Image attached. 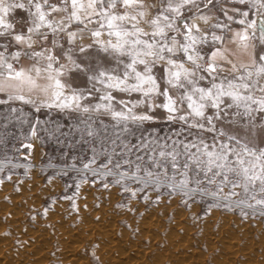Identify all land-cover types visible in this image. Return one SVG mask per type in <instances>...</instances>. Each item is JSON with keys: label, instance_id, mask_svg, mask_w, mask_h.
Instances as JSON below:
<instances>
[{"label": "snow or ice", "instance_id": "1", "mask_svg": "<svg viewBox=\"0 0 264 264\" xmlns=\"http://www.w3.org/2000/svg\"><path fill=\"white\" fill-rule=\"evenodd\" d=\"M236 3L248 10H234L239 20L225 11L242 26L232 38L253 49L239 66L215 31L231 32L230 24L204 11L214 0H0V93L6 94L0 105L76 113L88 137L99 134L92 125L102 117L128 134L160 120L178 125L162 143L155 136L146 166L143 156H136L141 163L122 156L128 168L114 173L122 164L109 158L104 175L140 185L139 191L167 187L186 207L210 196L209 209L239 208L246 218L244 208L258 206L264 215V137L257 142L250 135L258 126L264 131V0ZM17 11L24 14L19 20ZM75 77L87 86H73ZM37 92L39 104L32 98ZM39 124H31L30 138H38ZM123 147L126 156L149 145L142 135L138 145ZM91 163L95 157L83 168ZM237 189L243 197L233 201ZM123 190L137 195L127 184Z\"/></svg>", "mask_w": 264, "mask_h": 264}, {"label": "rangeland", "instance_id": "2", "mask_svg": "<svg viewBox=\"0 0 264 264\" xmlns=\"http://www.w3.org/2000/svg\"><path fill=\"white\" fill-rule=\"evenodd\" d=\"M72 79L75 87L87 86L82 77ZM36 101L39 104L41 100ZM10 106L21 109L22 112L11 113ZM10 106L9 104L0 105V206L8 208V216L14 218L16 213L21 212L24 216L22 223L29 230L37 226L35 223V219H37L45 224L48 231H56L54 225L49 222L56 213V208L64 211L62 223L70 228H75L76 225L84 221L96 223L99 218L84 212L86 210L85 205L92 201L93 212L99 211L101 206L112 207L114 221L120 231L126 234L128 242L137 243L138 247H143L144 251H149L151 246L161 248L162 244L166 245L167 235H183V232L177 227L176 210L184 214L186 222L190 226L197 227V230L198 228L199 230L207 228L210 216L218 214L231 216L241 223L247 224L248 228L253 229H250L253 235H264V215L259 213L258 206L255 212L245 207L244 211L248 213L246 218L241 216L239 208L227 210L223 206L216 207L213 205L209 209V205L213 203L210 196L203 199L197 196L195 198L196 203L192 204L189 201L190 207H186L182 195L174 192L169 196L167 193L170 189L167 187L154 189L153 186H149L144 191H139L140 185L131 181H121L120 184H117L115 183L117 179L115 174L104 175L106 169L103 165L107 163L109 158L113 163L120 160L122 164L121 169H113L114 173L128 168V165L123 163L122 156L132 161H136L137 155L143 156L142 167L146 166L150 163L149 157L152 155L150 149L155 146V142L149 138L158 135L162 143L163 138L170 136L172 129L179 127L178 125H169L160 120L151 125H145L140 131L133 128L130 135L135 136L134 140L126 142V145L130 147L138 145L143 135L147 139L149 148L141 149L140 152H136L133 148L132 153L125 156L127 149L124 148L97 154L94 147L105 142L110 138V135L126 134L127 137L128 133L121 132L119 128L113 126V121L107 117H102V123L97 122L92 125L99 134L95 137H88L82 135L84 125L79 123L76 113L48 108H41L37 112L33 105L21 102H10ZM17 116L19 119L16 118ZM55 116L59 117L64 128H67L69 138H53L46 129V120ZM37 119L40 121L38 138H30V128L20 129L18 126L16 127V124L25 126L27 120H33L32 123H34ZM250 135H254L256 141L260 142L261 138L264 137V131L258 126L250 132ZM26 137L29 138L26 139ZM74 137H77V141L73 139ZM27 143H31L32 147L25 148L22 146ZM93 157H95V163H91L90 169L85 170L83 165L90 163ZM136 162L141 163L140 161ZM71 165H75V167H70ZM108 167H111V164ZM92 170H95L97 174H93ZM25 184H30V188L22 190ZM105 184L108 187H105ZM125 184L130 189L137 190L135 197H132L130 192L123 190ZM211 190L213 189L210 188ZM225 191L228 190L225 189ZM236 191L239 196L232 197L233 201L243 197L240 189ZM25 193H28L27 198L34 197L38 200L34 207H29V199H23L26 196ZM247 202L254 203L251 200ZM152 210H156L154 213L163 226L160 230L153 232L162 240L156 244L154 240L142 236L143 232H147L144 228L137 227L145 218L144 215ZM7 221L0 222V239L11 237L16 249L21 250L22 244L19 245L21 239L13 233L10 222ZM231 228L235 230L233 225ZM90 233V231H85V236ZM61 239L62 237L58 238L60 241ZM101 244L102 240L100 239L84 244L80 248L79 257L86 260L85 264H107L96 253ZM53 246H57V241L53 243ZM193 247L202 254L208 253L207 248L202 244ZM31 263L30 260L29 264ZM49 263L65 264L61 257L53 258L49 260Z\"/></svg>", "mask_w": 264, "mask_h": 264}, {"label": "bare ground", "instance_id": "3", "mask_svg": "<svg viewBox=\"0 0 264 264\" xmlns=\"http://www.w3.org/2000/svg\"><path fill=\"white\" fill-rule=\"evenodd\" d=\"M28 188L30 184H25L22 190ZM24 195L23 199H29V207L38 202L34 197L27 198L28 193ZM91 204L92 201L85 205L84 212L99 218L96 223L84 221L70 228L62 223L64 211L56 208L49 221L56 228L54 232L48 231L37 219V226L29 230L22 223L24 216L21 212L14 218L8 216V208L0 206V222L8 220L13 233L21 239L19 245L22 244L18 250L11 237L0 239V264H29L30 260L31 264H50L49 260L59 257L65 264H85L86 260L79 257L80 248L100 239L102 244L96 253L107 264H264V235H253L252 228L231 216L212 214L207 228L197 230L186 222L184 214L174 209L178 230L183 235H167L166 245L162 244L161 248L151 246L149 251H144L137 243L128 242L126 234L114 221L112 207L101 206L99 211L93 212ZM155 211H148L137 227L144 228L147 232L142 236L156 244L162 240L153 232L163 226ZM85 231L91 233L85 236ZM59 237H62L61 241ZM56 241L57 246H53ZM197 244L204 245L208 253L197 251L193 247Z\"/></svg>", "mask_w": 264, "mask_h": 264}, {"label": "crops", "instance_id": "4", "mask_svg": "<svg viewBox=\"0 0 264 264\" xmlns=\"http://www.w3.org/2000/svg\"><path fill=\"white\" fill-rule=\"evenodd\" d=\"M215 7L212 8L211 5H209V8L211 11H209V8H205L204 11L210 15L213 20L219 19L222 23L230 24L232 31L231 32H221L219 30H215L217 35H223L224 39L221 42L222 49H227V52L225 55L230 56L232 61L236 63L238 66L241 64H247L249 63V54L253 51L251 45L249 46L248 50L245 51L243 48L241 42L239 40H233L232 35L234 32L241 31L242 26L238 23H232L227 20L226 16L224 15L225 11L228 13V15L234 16L236 20H239V15L234 11L236 8H239L240 10H248L244 5L236 3V0H214ZM201 3H206V0H201ZM251 7V6H249ZM14 17L19 20L24 15L22 12L17 11L14 14ZM250 18H255L250 13ZM84 43H87V39L83 41ZM257 43V50L259 48L258 42ZM67 47V46H66ZM22 64L24 66H30L31 61L28 60H22ZM227 71V69H226ZM41 83H44V81H41ZM6 94L0 93V99H5ZM32 98L35 100H42L43 94L42 93H33Z\"/></svg>", "mask_w": 264, "mask_h": 264}, {"label": "trees", "instance_id": "5", "mask_svg": "<svg viewBox=\"0 0 264 264\" xmlns=\"http://www.w3.org/2000/svg\"><path fill=\"white\" fill-rule=\"evenodd\" d=\"M46 118H47V116H46ZM32 122H33V120H27V124H25V126H23L21 124L20 125L16 124V127L18 126V128H20V129H23L24 127L30 128ZM45 126H46V129L49 131V133H51V136H53V138H60V137H62L64 139L69 138L68 133H67V128H64V124L59 119V117L55 116L53 118L52 117L48 118L45 122ZM68 126H70V125H68ZM118 136H119V139H117V136L110 135L109 136L110 138H108L105 142H102L100 145L95 146L94 148L96 150V153L101 154L103 152H105V153L106 152H112L114 149H124L123 145H125L126 142H128V141L132 142L134 140V137H135L134 135H130V134H128L127 137H126V134H121ZM154 138H155V136L150 137L149 139L154 142ZM73 139L77 141V137H74ZM113 141H115V143H113ZM82 147H84V146L82 145Z\"/></svg>", "mask_w": 264, "mask_h": 264}, {"label": "built area", "instance_id": "6", "mask_svg": "<svg viewBox=\"0 0 264 264\" xmlns=\"http://www.w3.org/2000/svg\"><path fill=\"white\" fill-rule=\"evenodd\" d=\"M61 43H64V41L62 40ZM61 62H63V61H61Z\"/></svg>", "mask_w": 264, "mask_h": 264}]
</instances>
